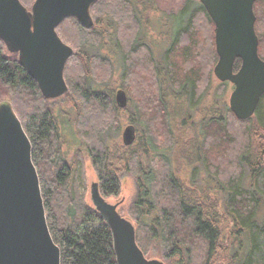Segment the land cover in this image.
Here are the masks:
<instances>
[{
	"label": "trees",
	"instance_id": "1",
	"mask_svg": "<svg viewBox=\"0 0 264 264\" xmlns=\"http://www.w3.org/2000/svg\"><path fill=\"white\" fill-rule=\"evenodd\" d=\"M19 1L29 10L35 0ZM145 1L97 0L90 10L91 29L73 19L64 20L56 29L73 50L64 69V96L73 106L76 136L96 175L98 190L106 200L116 198L120 173L134 178L137 194L128 207V217L118 212L133 224L136 243L146 258L154 249L165 264H264V95L252 118L240 121L226 107L203 126L199 148L179 144L176 129L199 107L205 77L211 79L217 62L215 28L204 7L193 0L178 15L169 16V30L176 32L165 54L163 76L150 60V48L138 41L142 30L138 7ZM253 10L258 56L264 62V0L256 1ZM109 30L114 32L123 59V76L130 79L140 70L146 81L152 80L156 93L145 108L151 117L138 108L144 138L135 148L104 140L106 134L120 130L117 114L127 109L119 108L105 90L93 89L107 85L109 76L104 72L112 63L89 56L87 51L101 47ZM175 54L181 58L174 59ZM239 67L236 60L234 72ZM227 85L219 82L221 93ZM0 90H7L30 141L46 222L60 250V264H116L110 230L88 198L81 150L66 160L48 101L1 41ZM166 92L176 93L177 108L169 106ZM159 136L169 144L167 150L158 143ZM178 147L186 149L182 157L188 166H202L204 172L200 166L195 168L198 178L194 170L190 178L183 179L174 153ZM214 149L222 154L215 166L207 160Z\"/></svg>",
	"mask_w": 264,
	"mask_h": 264
},
{
	"label": "water",
	"instance_id": "2",
	"mask_svg": "<svg viewBox=\"0 0 264 264\" xmlns=\"http://www.w3.org/2000/svg\"><path fill=\"white\" fill-rule=\"evenodd\" d=\"M97 0H35L28 10L19 0H0V41L34 80L43 100L67 93L64 69L73 55L56 29L66 19L91 29V7ZM258 0H198L215 28L217 62L213 76L232 91L228 108L236 119L252 118L264 95V62L258 56L253 11ZM240 61L234 72V63ZM124 109L123 91L115 96ZM133 127L122 133L126 146L134 142ZM89 201L110 230L116 264H165L144 256L133 224L117 204L104 199L98 184L89 188ZM0 264H60V250L49 233L31 144L8 101L0 102Z\"/></svg>",
	"mask_w": 264,
	"mask_h": 264
},
{
	"label": "rangeland",
	"instance_id": "3",
	"mask_svg": "<svg viewBox=\"0 0 264 264\" xmlns=\"http://www.w3.org/2000/svg\"><path fill=\"white\" fill-rule=\"evenodd\" d=\"M187 1L188 0H148L144 2L142 7H138V9L141 10L139 18L142 29L138 41L150 48L153 54L151 56V52H147L150 56V60H152V63L154 60V64L157 65V68L163 76H165L166 72V63L164 60L165 54L170 46L171 36L176 32H174V29L169 30L170 26H172V24L169 22V16L178 15V12L181 11ZM193 1L199 3L198 0ZM208 33L209 31H206V34ZM102 44L103 45L97 49H89L87 54L89 56L96 55L99 58L108 59L112 64L111 68L108 69L107 72H104V76L106 78L109 76L106 81L107 85L104 87L93 86V89L105 90L114 98L116 93L121 90L125 93L127 98V109L125 111H118L117 114L120 122V130L116 133L110 132L106 134L104 140L106 144H114L113 141H115L117 144H120L121 142L123 143L122 133L124 129L128 126H132L135 139L130 146L135 148L138 144V141L144 138L143 124L138 121L139 115L137 112H140L138 108H140L143 113L145 112L144 114L147 112V118L151 117L150 111L145 110V108L148 107L149 102H147V100H155V89L153 87L152 80L148 79V81H146L147 79L142 76L140 70H137L135 76L131 77L130 79H127L123 76V59L119 49L117 48L115 35L112 30L106 31V35H104ZM176 57L181 58L180 54H178V56L176 54L173 56L174 59ZM176 61L179 62L180 59H176ZM163 82L167 83V80L164 79ZM204 83V90L202 91L203 93L201 100L199 101V107L190 111L189 115L186 116L187 119L185 120L184 124H182L180 119L177 120L180 121V124L178 125L179 128L176 129V135L178 141H180L179 144H186L187 146L195 144L194 146L199 148L204 129L203 126L205 123L221 115L224 109L228 107V99L232 91V86L230 84L227 85L226 91L221 93V90L219 89V82L214 78L213 74L211 75V79L209 77H205ZM174 94L176 93L173 92L168 95L166 92L165 98L167 99L168 97L167 103L169 106L177 108L179 104L176 103V100L173 97ZM3 101L9 102V94L7 90H0V102ZM47 106L51 108L52 113L56 118L58 124V134H60L62 141L61 151L66 160L71 161L75 156L74 154L77 153L76 151L81 150L78 152H81L82 168L89 198L90 185L95 183L97 180L89 158L82 147L83 144L79 140L78 136H76L74 127L75 113L73 111V106L66 96L48 101ZM164 132L165 131H162L163 135ZM164 140L165 139L159 136L158 143L164 147V150H167L169 144H166ZM185 150L186 149H183L182 147H178L174 152L178 157V168L181 170L183 179L184 177L190 178L194 170L196 172L195 177L198 178L200 175H198L197 169L200 166V163H197V169H195L196 167L193 168L190 165L188 166L189 162L182 157L185 155ZM221 155L222 154L219 152V150L217 151V149H214L211 153L212 157L209 155L208 158L207 156V160L210 162V164L213 163L214 166L218 165L220 164L219 162L220 158L222 157ZM222 164L224 165L225 161ZM201 167L202 166H200L201 171L204 172ZM119 180L120 194L116 198H108L107 202L111 204H117V209H119L125 217H128V207H130V205L134 202L137 194L136 184L134 178L127 172H121L119 175ZM149 254L150 255L147 257L148 259L160 260L154 249H151Z\"/></svg>",
	"mask_w": 264,
	"mask_h": 264
},
{
	"label": "flooded vegetation",
	"instance_id": "4",
	"mask_svg": "<svg viewBox=\"0 0 264 264\" xmlns=\"http://www.w3.org/2000/svg\"><path fill=\"white\" fill-rule=\"evenodd\" d=\"M118 210V209H117Z\"/></svg>",
	"mask_w": 264,
	"mask_h": 264
}]
</instances>
